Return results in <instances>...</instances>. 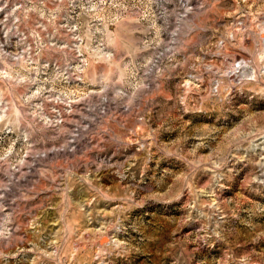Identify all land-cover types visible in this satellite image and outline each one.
I'll return each instance as SVG.
<instances>
[{
  "label": "rangeland",
  "instance_id": "rangeland-1",
  "mask_svg": "<svg viewBox=\"0 0 264 264\" xmlns=\"http://www.w3.org/2000/svg\"><path fill=\"white\" fill-rule=\"evenodd\" d=\"M0 264H264V0H0Z\"/></svg>",
  "mask_w": 264,
  "mask_h": 264
},
{
  "label": "bare ground",
  "instance_id": "bare-ground-1",
  "mask_svg": "<svg viewBox=\"0 0 264 264\" xmlns=\"http://www.w3.org/2000/svg\"><path fill=\"white\" fill-rule=\"evenodd\" d=\"M243 62V61H242Z\"/></svg>",
  "mask_w": 264,
  "mask_h": 264
}]
</instances>
